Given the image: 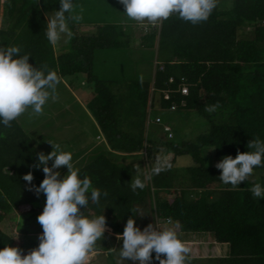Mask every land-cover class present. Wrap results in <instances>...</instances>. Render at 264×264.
Listing matches in <instances>:
<instances>
[{
  "label": "trees",
  "instance_id": "obj_1",
  "mask_svg": "<svg viewBox=\"0 0 264 264\" xmlns=\"http://www.w3.org/2000/svg\"><path fill=\"white\" fill-rule=\"evenodd\" d=\"M223 1L218 0L206 22L196 25L177 14L155 26L140 23L139 45L155 55L152 76H131L119 84L115 75L124 67L96 68L95 59L101 51L130 47L132 33L120 18L91 20L95 31L82 30L84 21L69 20L74 36L58 49L45 33L47 17L59 10L60 0H0V47H20V55H29L33 67L47 65L45 72L57 71L61 81L84 76L90 90L81 103L100 130L102 147L76 169L81 179L88 176L94 188L108 193L99 204L89 200L88 207L81 208L89 218H106L110 231L105 230L95 246L105 252L106 264H117L113 253L118 248L111 246V240L123 233L130 216L141 231L149 224L140 210L151 215L152 224L158 220L161 229L178 223L180 240L201 242L211 234L215 242L227 244L223 255L187 257L186 264H264V198L251 192L257 183L246 180L235 189L223 184L221 170L208 164L203 154L210 147L215 156L235 158L237 152L254 151L247 148L250 140L264 142V0H229V7H222ZM115 58L120 61L118 55ZM113 84L118 88L112 89ZM155 99L161 108L195 111L208 122L209 130L192 141L149 139L150 123L171 131L160 116L151 118ZM217 103L215 112L205 111ZM11 123L10 128L0 123V224L14 221L20 239L0 227V249L17 247L27 255L39 246L43 229L37 216L46 201L44 193L29 189L39 187L44 173L42 167H34L40 153L36 143L17 119ZM161 148L163 155H171V168L145 179ZM181 155L191 159L183 169L175 166ZM135 165L146 186L133 192ZM29 172L34 177L31 184L23 179ZM254 172L264 187V158ZM22 205L28 210L19 211ZM152 256L151 262L159 263L154 252Z\"/></svg>",
  "mask_w": 264,
  "mask_h": 264
},
{
  "label": "clouds",
  "instance_id": "obj_2",
  "mask_svg": "<svg viewBox=\"0 0 264 264\" xmlns=\"http://www.w3.org/2000/svg\"><path fill=\"white\" fill-rule=\"evenodd\" d=\"M119 3L124 6L126 16L139 23L147 21L155 26L177 14L180 19L196 25L208 20L218 0H119ZM75 8L72 0H60L59 10L52 17H47L45 34L51 45H57L62 38H66L65 42L73 38L74 33L68 21H80L83 18V8L80 9L81 14H73ZM20 52L18 46L0 47V123L8 128L12 126V121L29 109L31 116L42 115L49 99L52 102L58 100L56 90L61 82L57 71L45 72L47 65L41 69L33 67L28 62L30 56H21ZM218 107V103L207 106L205 111L212 113ZM48 143L52 151L47 155L38 153V162L34 165L36 168L42 167L44 179L39 187L29 189L37 195L44 193L46 196L44 209L37 216L43 229L38 237L39 246L22 257L21 249L6 245L0 249V264H88L96 242L102 239L107 228L103 215L89 218L81 212V208L86 209L89 200L99 204L101 196L106 197L108 193H101L94 188L88 176L83 179L79 177V169L74 168L70 152L62 151L58 143ZM247 148L254 151L237 152L235 158L225 156L215 164L221 170L220 181L231 185L233 189L246 181L254 168L262 166L264 142L250 140ZM163 152L162 148L158 150L151 173L145 179H151L152 175H159L171 168L169 158ZM49 161H52L51 167L48 166ZM62 166L67 168V174L60 179L57 170ZM134 169L137 175L131 182L133 192L143 190L146 186L140 178L139 165H135ZM23 179L31 184L34 177L29 172ZM251 192L256 198H264V187L258 183L251 188ZM168 223L171 224V221ZM180 227L177 223L173 227L161 229L156 223H150L141 231L135 225L133 216H130L123 233L116 237L123 241L119 256L124 261L151 264L154 252L159 264H186L189 247L198 241L180 240L177 234ZM161 255L166 259H161Z\"/></svg>",
  "mask_w": 264,
  "mask_h": 264
},
{
  "label": "rangeland",
  "instance_id": "obj_3",
  "mask_svg": "<svg viewBox=\"0 0 264 264\" xmlns=\"http://www.w3.org/2000/svg\"><path fill=\"white\" fill-rule=\"evenodd\" d=\"M81 4H77L73 14H81L80 9L83 8L80 21H84L82 24V30L95 31V28L90 23L93 19H108L117 20L124 23L126 28L130 29L132 33V42L128 49L122 50H107L100 52L95 59L96 68L114 66V69L119 71L121 66L123 70L119 72L117 81L123 82L125 79L131 76H142L148 78L152 76L153 67L155 63V55L152 49L142 48L139 45V30L143 27L139 22L129 19L124 13V6L119 3V0H80ZM222 7H229V0L223 1ZM106 10H109L108 12ZM115 10V11H114ZM49 16V14H46ZM126 18V19H124ZM124 19V20H123ZM147 22V21H145ZM138 23V24H137ZM149 23L144 24L148 27ZM142 31L140 30V33ZM66 38H62L57 44V48L60 49L63 45H67ZM114 55H118L120 61L117 58L114 59ZM107 73V71L105 72ZM108 74V73H107ZM109 75V74H108ZM67 80V81H66ZM71 81L72 85L69 86L68 81ZM66 78L62 79L57 86L56 94L58 100L52 102L51 99L44 105L43 114L39 117L30 115L31 109L25 112L23 115L17 118L21 127L30 135V137L36 143L38 151L47 155L52 151V146L48 141L54 144L61 145V150L70 152L72 154V163L74 168L81 166L95 150H100L102 147L101 138H96L97 134H101L98 126L92 115L85 110L84 105L81 103L83 99L90 96V90L87 88L84 76L79 78ZM119 85H112V89L118 88ZM151 118L158 115L162 119V123L169 124L172 138H167L166 133L162 130V124L150 123L147 126L149 139L161 138L164 141L170 140L173 142L180 141H192L195 137L201 133H205L209 130L208 122L201 117L195 111H186L182 109L170 110L169 108H161L158 105L157 99H155L153 107L150 109ZM205 160L210 165H215L224 156H215L213 149L206 147L204 152ZM169 157L171 155H168ZM168 157V158H169ZM127 162L129 158L121 159ZM50 166L52 161L48 162ZM191 164L189 155H181L176 159L175 166L183 169ZM57 171L60 172V179L67 174V168L62 166ZM259 174L254 172L247 180L250 182H259ZM28 206L22 205L19 207V211L28 210ZM141 215H144L146 219L151 223V215L142 210L139 211ZM152 224V223H151ZM1 229L8 233L17 236L16 240L20 239V235L14 228V221L6 219L0 224ZM160 228H162L160 226ZM109 232L110 230L106 228ZM113 237V236H112ZM117 236L111 240V246L118 248V251H114V255L117 259V264H139V262L131 260H122L119 257L120 248L123 245L122 240H117ZM189 247V246H188ZM189 258L196 257H214L223 255L227 250V244L217 243L214 241L211 234L208 235L207 240L201 242H193L191 244ZM112 249V248H111ZM113 250V249H112ZM25 255L21 253V256ZM106 254L101 250H94L90 254L88 264H106ZM151 264H159L157 262H151Z\"/></svg>",
  "mask_w": 264,
  "mask_h": 264
},
{
  "label": "built area",
  "instance_id": "obj_4",
  "mask_svg": "<svg viewBox=\"0 0 264 264\" xmlns=\"http://www.w3.org/2000/svg\"><path fill=\"white\" fill-rule=\"evenodd\" d=\"M181 90H182L183 93L186 92V88L185 87H183ZM164 97L167 98L168 95L167 94H164ZM157 121H159V118H156V122ZM164 131L167 133L168 137H171L172 136V133H171L170 128L168 126H164ZM155 223L160 227L161 224H160V222L158 220L155 221Z\"/></svg>",
  "mask_w": 264,
  "mask_h": 264
},
{
  "label": "crops",
  "instance_id": "obj_5",
  "mask_svg": "<svg viewBox=\"0 0 264 264\" xmlns=\"http://www.w3.org/2000/svg\"><path fill=\"white\" fill-rule=\"evenodd\" d=\"M143 33V31L140 33V30H139V35H141ZM96 138H97V135H96Z\"/></svg>",
  "mask_w": 264,
  "mask_h": 264
}]
</instances>
